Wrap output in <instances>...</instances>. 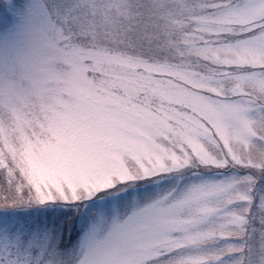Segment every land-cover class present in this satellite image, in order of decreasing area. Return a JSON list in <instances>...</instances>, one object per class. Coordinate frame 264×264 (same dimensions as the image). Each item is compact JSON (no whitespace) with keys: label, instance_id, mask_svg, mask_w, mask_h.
<instances>
[{"label":"snow or ice","instance_id":"6c2138e0","mask_svg":"<svg viewBox=\"0 0 264 264\" xmlns=\"http://www.w3.org/2000/svg\"><path fill=\"white\" fill-rule=\"evenodd\" d=\"M0 264H264V0H0Z\"/></svg>","mask_w":264,"mask_h":264}]
</instances>
